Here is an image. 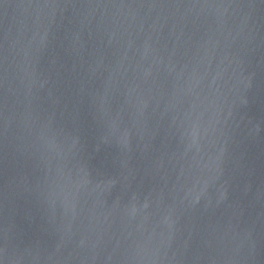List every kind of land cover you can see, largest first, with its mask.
I'll use <instances>...</instances> for the list:
<instances>
[{
	"label": "water",
	"instance_id": "water-1",
	"mask_svg": "<svg viewBox=\"0 0 264 264\" xmlns=\"http://www.w3.org/2000/svg\"><path fill=\"white\" fill-rule=\"evenodd\" d=\"M0 264H264V0H0Z\"/></svg>",
	"mask_w": 264,
	"mask_h": 264
}]
</instances>
